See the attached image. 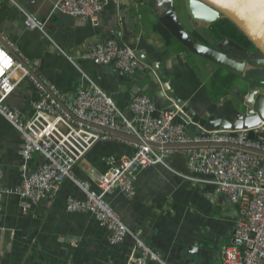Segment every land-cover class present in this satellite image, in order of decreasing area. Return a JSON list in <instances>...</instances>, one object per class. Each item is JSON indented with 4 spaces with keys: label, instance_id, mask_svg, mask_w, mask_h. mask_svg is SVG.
I'll return each mask as SVG.
<instances>
[{
    "label": "crops",
    "instance_id": "0c3cea01",
    "mask_svg": "<svg viewBox=\"0 0 264 264\" xmlns=\"http://www.w3.org/2000/svg\"><path fill=\"white\" fill-rule=\"evenodd\" d=\"M56 1L0 0V32L30 68L61 94L74 96L77 89L91 82L109 93L119 110L130 114L131 88L147 89L146 94L155 99L153 90L146 88L149 79L145 73H155L152 67L159 65L169 78L166 85L170 84L179 98L189 100L201 114L217 113L231 119L238 109L239 85L232 83L227 94L215 97L208 89L209 81L220 68L190 54L175 39L167 41L163 34L149 29L148 21L156 23V19L143 0H128V5L126 0L119 5L106 4L96 24L55 10ZM179 7L187 15L189 31L205 42L208 34L199 35L191 27L183 0ZM124 15L130 19L125 22L129 32L125 39L121 21ZM28 18L33 27L28 25ZM114 23L119 26V40L124 47L133 49L149 66L145 71L129 74L132 85L124 80L119 82L113 76L119 71L110 65L79 56L89 43L109 39ZM195 24L201 33L211 28L209 24ZM110 38L119 43L115 37ZM208 38L222 39L215 35ZM55 46L64 49L73 60ZM11 80L16 85L7 102L27 117L32 116V103L39 98L37 87L30 78L22 76L20 69ZM20 145L19 133L0 114V169L4 173L3 187L12 191L0 196V264H125L134 245L131 236L111 244L108 231L93 214L67 211L68 197L84 196L74 180L64 179L54 197L22 208L15 193L21 185ZM133 150V144L118 136L96 142L74 167V178L94 185L101 174ZM43 161L41 154L34 153L29 170ZM133 189L134 194L127 196L115 188L106 199L127 227L139 232L159 254L160 262L148 264H221V246L235 241L238 207L216 189L210 175L190 170L185 154L174 151L164 164L138 172Z\"/></svg>",
    "mask_w": 264,
    "mask_h": 264
},
{
    "label": "built area",
    "instance_id": "2783aa9c",
    "mask_svg": "<svg viewBox=\"0 0 264 264\" xmlns=\"http://www.w3.org/2000/svg\"><path fill=\"white\" fill-rule=\"evenodd\" d=\"M108 3L119 5L121 0H57L54 9L96 24L98 14ZM27 23L34 26L30 18ZM55 47L62 55L73 60V56L64 49ZM79 56L129 74L149 68L133 49L121 47L113 38L89 43ZM18 69L22 76L34 82L39 92V98L32 103L34 113L30 117L7 102L8 95L16 85V81L11 79ZM44 83L75 116L99 126L132 134L140 138L141 142L128 140L134 146L132 154L124 156L118 165L111 166L101 174L94 185L74 178V167L85 158L91 147L96 142L116 135L72 118L0 45V114L17 130L21 138V185L15 193L21 200L22 208L38 204L44 198L54 197L62 181L72 179L84 196L68 197L67 211L93 214L108 231L111 244H119L128 235L131 236L134 245L125 264L160 262L159 254L144 242L139 232H133L127 227L107 201L106 195L118 188L125 195L132 196L138 172L164 164L169 154L179 151L185 154L190 170L210 175L216 189L238 207L235 241L221 246V264H264V156L224 145L165 146L187 142H231L264 150V138L249 139L248 130L245 129L236 131V136H232L229 131L201 128L198 134L186 136L185 125L175 122L179 108L172 110L163 107L157 110L147 94L136 95L129 105L130 114H126L117 108L109 93L94 83L81 86L74 96L61 94L55 86ZM116 117L121 122H116ZM252 130L255 133L264 132V121ZM34 153L41 154L44 161L37 168L29 170V160ZM3 177L4 173L0 169V196L12 192L3 187Z\"/></svg>",
    "mask_w": 264,
    "mask_h": 264
},
{
    "label": "water",
    "instance_id": "95a60500",
    "mask_svg": "<svg viewBox=\"0 0 264 264\" xmlns=\"http://www.w3.org/2000/svg\"><path fill=\"white\" fill-rule=\"evenodd\" d=\"M174 2L175 0H143V3H147L153 12L156 22L168 32L172 39L178 41L186 51L216 65L234 77L233 84H238L240 89L237 98L239 103L244 106V111L236 109L231 119L220 117L217 113L201 114L189 100L179 98L175 91L170 89V84L166 85L169 78H167L165 71L159 68V65L156 68L153 65L152 69L155 73L149 71L145 74L149 79L146 88L150 87L153 90V97L156 100L154 98L152 100L156 109L167 107L176 110L179 108L175 122L185 125L186 136L198 134L201 128L229 131L232 136H236V131L245 129L248 130L249 139L264 138V132L255 133L252 130L264 121V91L260 90L264 89V0H183L185 10L190 18V24L196 31H198V26L194 22L211 24L220 18H226L245 36L249 45L240 44L228 36H224L219 41L208 38L205 42H201L185 28L175 11ZM126 4H129L128 0H126ZM131 18L133 17L131 16ZM129 20L126 15L121 18L125 34L123 39L129 34L125 27V22ZM133 23H135V20H133ZM147 26L149 29L155 30V22L148 21ZM111 30L112 32L108 38L113 36L119 40V26L114 23ZM0 45L28 71L37 83L44 87L47 93L56 99L59 106L72 118L113 133L123 139L141 142L140 138L132 134L107 126H99L75 116L49 89L42 78L30 68L1 32ZM119 45L121 47L125 46L120 40ZM142 59H145V57L142 56ZM113 76L119 82L124 80L132 85L131 77L125 71H119L118 74H113ZM146 91L147 89L134 90L131 88V98L133 99L138 94H146ZM115 121L121 122L117 117ZM148 143L157 146L153 142ZM223 145L264 156V150L231 142L165 144L168 147Z\"/></svg>",
    "mask_w": 264,
    "mask_h": 264
},
{
    "label": "trees",
    "instance_id": "16d2710c",
    "mask_svg": "<svg viewBox=\"0 0 264 264\" xmlns=\"http://www.w3.org/2000/svg\"><path fill=\"white\" fill-rule=\"evenodd\" d=\"M209 26L211 27L209 29L211 34L207 33L209 37L210 35H215L218 38L228 36L235 38L237 42H242L241 44L243 45H249V42L247 41L245 36L236 28V26H234L232 22H230L226 18H220L217 21L209 24ZM155 31L163 34L166 37L167 41L172 38L158 22L155 23ZM208 36H205L206 39H208ZM233 79L234 77L231 74L220 69L212 75L209 81L208 89L215 95V97H222L227 94L231 84L233 83Z\"/></svg>",
    "mask_w": 264,
    "mask_h": 264
},
{
    "label": "rangeland",
    "instance_id": "374dc122",
    "mask_svg": "<svg viewBox=\"0 0 264 264\" xmlns=\"http://www.w3.org/2000/svg\"><path fill=\"white\" fill-rule=\"evenodd\" d=\"M182 2V0H175V2H174V8H175V11L177 12V14H178V16H179V18H180V20H181V22L183 23V25L185 26V28L189 31L190 29V26H189V24H188V19H187V15L185 14V12L183 13V12H181L183 9H181L180 7H179V4ZM197 23H199V22H197ZM192 27V26H191ZM207 33H209V34H211L210 33V31L208 30H206L204 33H201L199 30H198V34L199 35H202V34H207ZM261 91H264V89H260ZM238 109L240 110V111H244V106L242 105V104H239V106H238Z\"/></svg>",
    "mask_w": 264,
    "mask_h": 264
},
{
    "label": "flooded vegetation",
    "instance_id": "af4514ba",
    "mask_svg": "<svg viewBox=\"0 0 264 264\" xmlns=\"http://www.w3.org/2000/svg\"><path fill=\"white\" fill-rule=\"evenodd\" d=\"M196 23V22H195Z\"/></svg>",
    "mask_w": 264,
    "mask_h": 264
}]
</instances>
